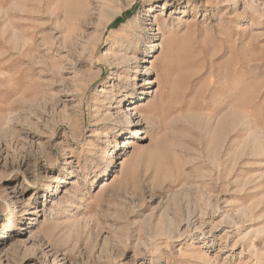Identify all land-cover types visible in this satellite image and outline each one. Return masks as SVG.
I'll return each mask as SVG.
<instances>
[{
	"label": "rangeland",
	"instance_id": "obj_1",
	"mask_svg": "<svg viewBox=\"0 0 264 264\" xmlns=\"http://www.w3.org/2000/svg\"><path fill=\"white\" fill-rule=\"evenodd\" d=\"M0 264H264V0H0Z\"/></svg>",
	"mask_w": 264,
	"mask_h": 264
},
{
	"label": "bare ground",
	"instance_id": "obj_2",
	"mask_svg": "<svg viewBox=\"0 0 264 264\" xmlns=\"http://www.w3.org/2000/svg\"><path fill=\"white\" fill-rule=\"evenodd\" d=\"M107 29V28H106ZM106 29H105V31H106ZM149 84H152V82H149V83H147L146 85H149ZM101 93H103V94H106L107 93V91L106 90H101ZM104 97V96H103ZM141 98H140V100H143V99H145V98H142V96H140ZM135 103V102H134ZM134 103H132V105H134ZM120 108H122V104H121V102H120V104H118V106L116 107V109H120ZM122 111V110H121ZM118 112H120L119 110H118ZM125 117L126 118H128L129 120V123L132 125L133 123H134V114H131L130 112H125ZM138 125H141V124H138ZM139 135V134H138ZM140 138V137H139ZM126 146V145H125Z\"/></svg>",
	"mask_w": 264,
	"mask_h": 264
}]
</instances>
